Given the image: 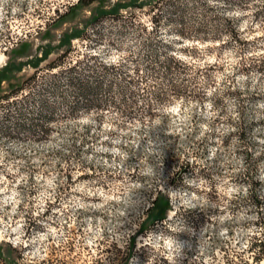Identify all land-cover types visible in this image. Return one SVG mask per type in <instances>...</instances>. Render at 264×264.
Listing matches in <instances>:
<instances>
[{
  "label": "rangeland",
  "instance_id": "rangeland-1",
  "mask_svg": "<svg viewBox=\"0 0 264 264\" xmlns=\"http://www.w3.org/2000/svg\"><path fill=\"white\" fill-rule=\"evenodd\" d=\"M76 1L0 0V95L64 50L60 39L83 28L94 7L115 0ZM247 1V9L232 10L244 44L215 42L201 53L198 64L218 66L200 75V101L175 100L151 116L80 112L34 140L21 138V90L0 98V264L264 260V202L250 203L254 192L264 199V65L249 66L264 57V13L254 16L264 0ZM70 44L73 56L87 43ZM92 50L111 61L119 54L103 44ZM227 89L238 94H223ZM156 190L167 197V217L137 232ZM184 213L192 219L184 221ZM260 241L259 253L252 243Z\"/></svg>",
  "mask_w": 264,
  "mask_h": 264
},
{
  "label": "trees",
  "instance_id": "trees-1",
  "mask_svg": "<svg viewBox=\"0 0 264 264\" xmlns=\"http://www.w3.org/2000/svg\"><path fill=\"white\" fill-rule=\"evenodd\" d=\"M97 1L77 0L75 4L89 6ZM249 5L247 0H115L107 6L101 4L91 10L83 28L63 35L59 42L67 46L64 50L41 68L35 65L21 86L0 98L15 96L21 90V110L19 107L15 112L21 119V138L34 140L48 138L58 118L76 117L80 112L112 108L125 117L151 116L154 109L175 100L200 101L206 95L205 86L198 84L200 75L218 66L216 62L198 64L201 53L212 50L210 45L215 42L227 46L234 40L241 47L243 30L232 10L243 11ZM261 13L264 4L254 16ZM74 38L87 44L84 52L75 51L71 56L75 49L70 41ZM98 44L118 51V57L111 61L95 53L92 49ZM263 65L264 57H259L249 66L263 69ZM222 92L238 94L233 89ZM211 96L218 105L220 92L214 90ZM261 98L264 102V95ZM138 99L144 104L139 105ZM262 109L264 112V106ZM259 122H264V116ZM244 134L241 130L239 138ZM256 171L257 166L251 163L249 172ZM156 191L137 232L167 217V197ZM263 202L251 193V204ZM184 214V221L192 219ZM252 244L263 252L261 241ZM258 260L259 256H254L255 264Z\"/></svg>",
  "mask_w": 264,
  "mask_h": 264
},
{
  "label": "bare ground",
  "instance_id": "bare-ground-1",
  "mask_svg": "<svg viewBox=\"0 0 264 264\" xmlns=\"http://www.w3.org/2000/svg\"><path fill=\"white\" fill-rule=\"evenodd\" d=\"M0 62H1V58H0ZM258 264H264V260H261Z\"/></svg>",
  "mask_w": 264,
  "mask_h": 264
}]
</instances>
